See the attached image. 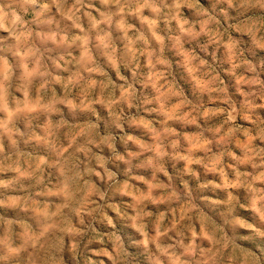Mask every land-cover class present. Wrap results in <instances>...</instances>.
<instances>
[{
  "label": "rangeland",
  "instance_id": "1",
  "mask_svg": "<svg viewBox=\"0 0 264 264\" xmlns=\"http://www.w3.org/2000/svg\"><path fill=\"white\" fill-rule=\"evenodd\" d=\"M0 264H264V0H0Z\"/></svg>",
  "mask_w": 264,
  "mask_h": 264
},
{
  "label": "clouds",
  "instance_id": "2",
  "mask_svg": "<svg viewBox=\"0 0 264 264\" xmlns=\"http://www.w3.org/2000/svg\"><path fill=\"white\" fill-rule=\"evenodd\" d=\"M232 2H233V0H227V3H228L229 5H231Z\"/></svg>",
  "mask_w": 264,
  "mask_h": 264
}]
</instances>
